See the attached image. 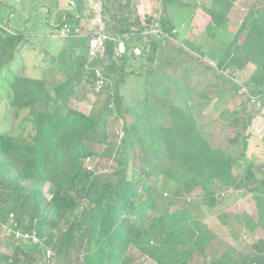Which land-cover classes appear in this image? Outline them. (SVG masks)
I'll use <instances>...</instances> for the list:
<instances>
[{
  "label": "trees",
  "instance_id": "trees-1",
  "mask_svg": "<svg viewBox=\"0 0 264 264\" xmlns=\"http://www.w3.org/2000/svg\"><path fill=\"white\" fill-rule=\"evenodd\" d=\"M13 1L0 0V100L4 98V72L23 51L24 40L32 36L19 26L11 29L3 24L18 12ZM68 1L74 13L62 14L58 21L59 29L70 26V34L60 36L63 45L58 52L46 51L49 65L41 77H28L23 62L12 71L5 117L10 126L0 133V226L11 230L12 240L20 232L26 239L13 243L11 254L0 252V264H122L130 247L156 264H196L197 258L198 264H264V241L244 243L247 250L238 249L232 259L222 255L207 262L211 237L201 235L200 224L195 222L199 234L184 222L176 224L188 217L186 209L174 214L158 212L156 188L131 172L134 151L140 149L159 156L162 173L178 185L174 200L197 189L206 199L231 189L264 192V178L257 177V171L264 176V167L247 158L252 116L246 109L225 124L205 116L208 103L189 106L181 100V90L164 85L154 93L151 107L147 93L140 101L146 107L124 102L123 89L129 80L144 77L148 86L146 74L156 67L159 49L174 46L177 31L170 7L176 0H159L161 7L154 18H142L134 0H101L100 16L109 40L104 54L95 60L89 58L92 32L86 28V21L94 16L87 14L85 0ZM217 1L222 6L219 13L200 7L225 26L237 0ZM259 4L264 5V0ZM145 21L160 25V32L168 37H145ZM120 44L125 48L122 54H118ZM241 49L256 52L259 58L251 78L256 90L250 88V95L255 96L264 80L260 76L264 73V9ZM234 61L239 63L241 58ZM99 68L107 77L117 78L110 89L106 85L97 95L106 93L104 107L96 115H86L69 103L77 89L84 95L94 92ZM56 71L67 78L49 88L47 78ZM129 112L139 119L129 124ZM119 121L120 140L117 134L102 131L110 122ZM101 146L103 151L98 149ZM106 156L116 165L105 170ZM94 159H98L95 165ZM240 167L244 170L239 173ZM46 185L52 188L50 198L44 192ZM74 251L78 253L75 259Z\"/></svg>",
  "mask_w": 264,
  "mask_h": 264
},
{
  "label": "rangeland",
  "instance_id": "rangeland-1",
  "mask_svg": "<svg viewBox=\"0 0 264 264\" xmlns=\"http://www.w3.org/2000/svg\"><path fill=\"white\" fill-rule=\"evenodd\" d=\"M3 1L6 2L7 0ZM8 1L9 2L6 4L14 2L13 0ZM260 1L256 0L255 4H259ZM15 2L18 12L15 13L13 20L12 18H7L4 20L3 24L7 25L11 29L18 28L19 26L22 30L32 34V36L30 38L27 37L24 40L26 45L23 51L18 54L16 60L11 64L10 69L6 70L3 75L4 79L2 80L3 88L1 89V93L4 98L0 100V133L8 129L10 126V123L5 121L6 102L10 100L11 90L9 89V84H11L12 71L14 72L16 64H20L21 62L24 63L26 67V75L28 77H41L43 70L47 69L49 65L48 62L45 61L46 51L58 52L63 45V39L60 37L59 17L62 14L70 15L74 13V6L70 4L68 0H15ZM198 2L199 0H176L175 5L172 4L170 7L172 12L171 17L175 19L176 27L178 28L177 34H179V32L181 34L178 40L180 45L174 44L172 47L180 50V52L189 51L181 44L183 37L182 34L186 27V23H188L190 18L194 15L195 9H198L194 7H200V3L197 4ZM134 3L137 6L139 4V0H134ZM180 3H182L185 7H180ZM85 7L87 14L89 16H94L92 19L86 21L87 30L92 33L103 31V24L100 16L101 0H85ZM160 7L161 3L159 5V8ZM145 10L147 11L148 8L145 7ZM148 17L154 18L155 15L152 14ZM144 42L148 45V41L146 39H144ZM83 47H85V45ZM142 48L143 47H140L138 49L142 51ZM197 53L199 54V52ZM161 56L163 57H160L159 64L156 63V67L152 68V74H146L147 79H150V84L148 86L145 85L146 78L144 77L132 78L129 80L123 89L124 102L126 104L130 106H134V104L139 105L140 107L143 106L144 104L140 101L144 100L143 97L146 93L147 95H150L148 97L149 103L147 102L148 106L150 105L151 107L155 102L153 101V95L159 91V88L157 87L158 83L156 82L160 80L158 79V76L160 78L161 75L160 69L166 68V51H163ZM179 57L182 58V55ZM140 62L141 61H139L136 65L138 66ZM99 69L103 70L101 68ZM185 69L186 68L179 66V72L182 75L183 72H185ZM206 71L207 70L204 69L203 72L206 73ZM103 72L108 79L106 85L108 89H110L117 77H107L106 71L103 70ZM66 78L67 77L62 76V74H59L58 71L52 73L47 78L49 88L57 86L60 81L65 82ZM166 84H168L165 86L169 90L173 86V84H170L169 82H166ZM104 94L106 95V93ZM97 95L98 94H95L94 92L84 95L82 91L77 89L76 95L71 99L69 105L86 115H96V113L104 107L106 102L105 95L100 98ZM78 97H81L80 100ZM198 99L200 98L198 97ZM175 102L180 104L179 100H176ZM147 104H145L144 107H146ZM211 105L205 109V116L215 121H231L232 118L230 116L222 117V111L215 109ZM230 106L232 105L230 104ZM138 117V114L132 115L130 112L129 114H126V119L129 124L139 119ZM227 118L231 119L226 120ZM121 129L122 121H119L110 122L109 128H104L102 131L105 133L113 132V134H117L118 139L120 140V137L123 134ZM253 143L257 144L261 148L264 144H262L261 140H255ZM104 148V146L98 147L99 151H103ZM261 155V153H256L248 149V160H254L256 163L264 165V157H261ZM93 162L92 164L95 165L98 162V159H94ZM102 164L105 170L116 165L115 161L111 160V157L109 156H106V159L102 162ZM132 164L134 167L131 172L140 179L146 178L149 184L156 188L159 198L158 212L174 214L181 209H186L188 210V217L179 220L176 224H183L184 222V224L190 227L191 231L196 232L192 224L195 222L196 224H200L199 228L201 235H207V239L208 236L211 237L210 242L207 244L205 257L207 262H211L217 258L219 259L222 255H225L228 260L232 259L238 249L242 248L244 251L247 250L246 247L244 248V243L252 244L257 241H264V214L261 212L262 209L264 210V192L262 193V191L259 190L255 193H251L245 190L234 191L231 189L224 192L218 191L216 194L217 197L214 196V198L206 199L205 193L202 190L197 189L190 195L174 200V193L176 192L178 185L175 181L167 179L164 176L162 173L163 164L161 163L158 155L136 149L134 151ZM243 170L244 167L237 168V172L239 171V173ZM142 173V176L145 175V177L141 176ZM257 177L260 180L264 178L261 171H257ZM51 191L52 188L50 185H46L44 192L47 198L51 197ZM171 198L172 201L174 200L172 205ZM82 211L83 210L78 212V216ZM196 233L199 234L198 232ZM11 234V230L0 226V252L2 254H11L13 243H16L19 239H26L22 238L20 232V236H16L15 240H12L10 237ZM77 255L78 253L76 251L72 254L74 259ZM199 260L197 258L196 264L199 263ZM122 264L156 263L142 254L138 248L130 247L125 261Z\"/></svg>",
  "mask_w": 264,
  "mask_h": 264
},
{
  "label": "crops",
  "instance_id": "crops-1",
  "mask_svg": "<svg viewBox=\"0 0 264 264\" xmlns=\"http://www.w3.org/2000/svg\"><path fill=\"white\" fill-rule=\"evenodd\" d=\"M255 2L256 0H237L226 17L225 26L212 19L201 7L195 9L182 34L181 44L189 51L180 52L172 46L163 45L158 51L156 63L159 64L160 57H163L162 52L166 51V68L160 69V80L156 83L159 88L168 85L166 82L173 84V90H181V100L189 106L194 102H205L208 103L205 105L207 109L212 104V107L222 111V117L232 118L226 119L231 121H223L225 124L232 122L242 108L246 109L252 116L247 131L248 149L261 153V157H264V80L262 90H257V95L251 96L250 88L256 90L251 78L257 70L259 58L256 52H244V49H241L249 28L251 29V25L264 9V5ZM199 3L200 6L216 13L222 8L217 0H199L197 4ZM159 5V0H139L137 6L139 14L144 18L154 15ZM145 7L148 8L147 11ZM180 36L179 32L174 40L175 44L180 45ZM238 58H241V61L235 63L234 60ZM179 66L186 68L183 75L179 72ZM204 69L207 70L206 73L203 72ZM260 76L264 78V73ZM248 83L250 87H246ZM255 140H261L263 147L254 144Z\"/></svg>",
  "mask_w": 264,
  "mask_h": 264
},
{
  "label": "built area",
  "instance_id": "built-area-1",
  "mask_svg": "<svg viewBox=\"0 0 264 264\" xmlns=\"http://www.w3.org/2000/svg\"><path fill=\"white\" fill-rule=\"evenodd\" d=\"M143 27H144V33L143 35L145 37H155L156 39H164L167 38L168 36L160 32L159 28L160 25L156 24H149L148 21L143 22ZM71 28L68 24H65L61 29H60V36L61 37H67L70 34ZM109 40V36L104 33V31H99V32H93L92 35L90 36L89 39V44H88V54L90 60H95L99 58L101 55L104 54L105 49H106V42ZM125 48L123 44H120L119 49H118V54L124 53ZM136 54H140V50L135 51ZM107 83V78L104 74V72L100 69L95 70V76H94V93L99 94L103 90V88L106 86ZM20 236L17 233V237Z\"/></svg>",
  "mask_w": 264,
  "mask_h": 264
}]
</instances>
